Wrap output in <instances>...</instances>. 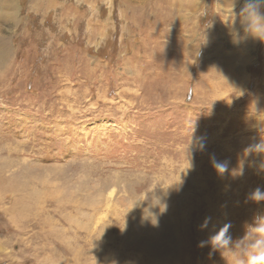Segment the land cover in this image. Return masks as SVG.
<instances>
[{
	"label": "rangeland",
	"instance_id": "rangeland-1",
	"mask_svg": "<svg viewBox=\"0 0 264 264\" xmlns=\"http://www.w3.org/2000/svg\"><path fill=\"white\" fill-rule=\"evenodd\" d=\"M173 3L0 0V264H228L199 243L264 215V42L243 0ZM180 178L158 226L126 215Z\"/></svg>",
	"mask_w": 264,
	"mask_h": 264
},
{
	"label": "clouds",
	"instance_id": "clouds-1",
	"mask_svg": "<svg viewBox=\"0 0 264 264\" xmlns=\"http://www.w3.org/2000/svg\"><path fill=\"white\" fill-rule=\"evenodd\" d=\"M236 19L239 20V24L246 37L250 36L253 39L264 42V0H243L235 21ZM235 21L231 26L227 24L229 27H232ZM234 42L238 41L234 40ZM260 131L262 133L264 130L260 129ZM201 150H203V145H201ZM253 154H264V135H261L258 142L248 145L243 150L244 157ZM211 161L212 166L221 176L226 172L234 177L243 174V159L239 160L237 167L231 170L229 169V161L227 160L217 161L213 156ZM259 170L264 171V163H261ZM180 183L181 178L179 182L168 186L166 189L159 186L163 192V196L155 194L157 187L151 191H146L142 197H138L132 202L126 215L135 209H140L142 224L150 223L154 227L158 226L159 216L167 210L165 198L168 195V189L174 185L178 189ZM153 196L156 198L155 202H153ZM247 199L256 203L264 201V190L259 187L255 188L248 194ZM156 208L159 209L158 212L153 211ZM211 220V217H206L199 227L202 230L208 228ZM230 227V222L225 223L218 230L214 231L207 240L201 241L198 246H210L209 255L219 251L224 256V253L227 252L231 258L228 264H264V215L254 216L252 223L246 225L245 233L239 239H233L229 232Z\"/></svg>",
	"mask_w": 264,
	"mask_h": 264
},
{
	"label": "bare ground",
	"instance_id": "bare-ground-1",
	"mask_svg": "<svg viewBox=\"0 0 264 264\" xmlns=\"http://www.w3.org/2000/svg\"><path fill=\"white\" fill-rule=\"evenodd\" d=\"M193 2H194V0H178V2L176 3V0H174V3L172 4V7H174V8L173 9L171 8L174 12H173V14L172 13L171 14L175 15L176 13H178L179 14L178 19H180V15L183 14L185 16L184 18L186 20L187 18H189V16H190L189 14H191L190 12L192 11ZM168 9H170V8H168ZM167 13H168V10H167ZM176 19H177V17H176ZM182 21H184V20H182ZM175 22H177V21H175Z\"/></svg>",
	"mask_w": 264,
	"mask_h": 264
}]
</instances>
